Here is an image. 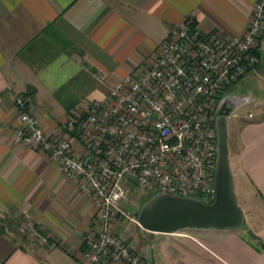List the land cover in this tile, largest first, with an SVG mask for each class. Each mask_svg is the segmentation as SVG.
Returning a JSON list of instances; mask_svg holds the SVG:
<instances>
[{
  "label": "crops",
  "instance_id": "1",
  "mask_svg": "<svg viewBox=\"0 0 264 264\" xmlns=\"http://www.w3.org/2000/svg\"><path fill=\"white\" fill-rule=\"evenodd\" d=\"M258 1L0 0V264H83L81 241L94 214L59 165L15 141L13 96H25L44 133L52 134L77 106L106 98L172 27L191 20L203 33L240 37ZM255 53L256 73L221 99H228V131L237 127L233 140L229 132L234 192L245 214L253 206L262 212L252 227L256 239L239 230L155 234L144 264H264V32ZM249 103L253 111L240 117L238 108ZM28 217L47 242L21 231Z\"/></svg>",
  "mask_w": 264,
  "mask_h": 264
},
{
  "label": "built area",
  "instance_id": "2",
  "mask_svg": "<svg viewBox=\"0 0 264 264\" xmlns=\"http://www.w3.org/2000/svg\"><path fill=\"white\" fill-rule=\"evenodd\" d=\"M263 31L264 0L254 5L240 37L203 33L191 20L174 26L106 98L77 106L52 134L44 133L25 96H13L20 123L15 141L59 165L93 206L91 229L81 241L83 264L145 263L119 232L125 225L141 228L129 209L130 193L213 201L216 109L230 88L256 73ZM22 227L47 242L33 223Z\"/></svg>",
  "mask_w": 264,
  "mask_h": 264
},
{
  "label": "water",
  "instance_id": "3",
  "mask_svg": "<svg viewBox=\"0 0 264 264\" xmlns=\"http://www.w3.org/2000/svg\"><path fill=\"white\" fill-rule=\"evenodd\" d=\"M227 100H220L214 122L217 157L213 201L208 204L196 198L162 193L151 196L141 205L137 214L139 226L150 233L151 239L155 234L174 235L185 230L237 231L244 228L245 214L234 192L230 169L229 114L224 109ZM246 233L250 238H256L251 229L246 230Z\"/></svg>",
  "mask_w": 264,
  "mask_h": 264
},
{
  "label": "rangeland",
  "instance_id": "4",
  "mask_svg": "<svg viewBox=\"0 0 264 264\" xmlns=\"http://www.w3.org/2000/svg\"><path fill=\"white\" fill-rule=\"evenodd\" d=\"M258 66H259V64H258ZM234 92H235V94H237L240 97L243 96V93H242V91L240 89H238V91L236 89ZM252 107H253V105L250 104V103L247 104V105H243V106H241V107L238 108L237 114L240 117L241 116H245L248 111H253V108ZM236 128L237 127H235L232 124L231 127H230V131H228L231 134V136L229 135L231 140H233L232 138L236 134ZM74 190H75V188H74ZM236 193H237V195H239V192H238L237 188H236ZM128 197H129V200H130L129 209L132 212H134V213H138L141 205L144 202H146V198H148V197L150 198L151 196L147 195L145 192H143L141 189H139L138 190V195L135 196L134 194L130 193V194H128ZM250 208H251L250 210L248 209V214H245L244 213L245 214V224H244V228H242L241 230H239L241 232V235H243L245 238H250L247 235L246 230L251 229L253 231L252 227L255 226V222H257L258 219L262 216V212L257 207L253 206V207H250ZM93 218H94V216H93ZM26 222H31V223H33L35 225V222L32 219H30L29 217L28 218H25V221L23 222V224L25 225ZM23 224L21 225V227L24 226ZM36 228L48 240V235L44 234L43 231L38 226H36ZM118 231H119V228H118ZM119 232H122L123 233V236H124V238L126 239V241L128 243H130L132 245H135L136 249L142 251V254L145 256L146 260H149L150 254H151V248H150L151 247L150 233H147L146 231L142 230L141 228L137 227L136 225H129V226L128 225H125L122 228V231H119ZM191 233L192 232L190 230H185V231H181L180 233H178V235L179 234L180 235H190ZM35 239H36V241L38 243L39 242L41 243V241L37 237H35ZM156 243H157V240L154 239L152 241V245L155 246ZM81 248H83V247H81ZM153 251H156V249L154 247H153ZM82 254H83V249H82ZM146 260H145V262H146Z\"/></svg>",
  "mask_w": 264,
  "mask_h": 264
},
{
  "label": "trees",
  "instance_id": "5",
  "mask_svg": "<svg viewBox=\"0 0 264 264\" xmlns=\"http://www.w3.org/2000/svg\"><path fill=\"white\" fill-rule=\"evenodd\" d=\"M149 199V197L148 198H146V200H148ZM211 203V202H210ZM209 204V203H208ZM250 239H252V238H250ZM254 239V238H253ZM256 239V238H255ZM257 241H258V243L260 242V240H258V238H257ZM263 247V246H262Z\"/></svg>",
  "mask_w": 264,
  "mask_h": 264
}]
</instances>
